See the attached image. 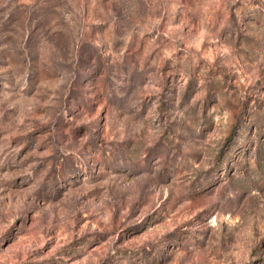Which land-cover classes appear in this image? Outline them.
<instances>
[{
    "label": "rangeland",
    "instance_id": "rangeland-1",
    "mask_svg": "<svg viewBox=\"0 0 264 264\" xmlns=\"http://www.w3.org/2000/svg\"><path fill=\"white\" fill-rule=\"evenodd\" d=\"M0 264H264V0H0Z\"/></svg>",
    "mask_w": 264,
    "mask_h": 264
}]
</instances>
